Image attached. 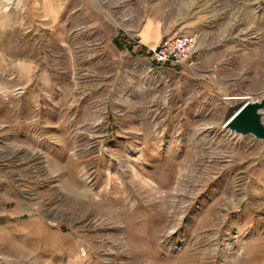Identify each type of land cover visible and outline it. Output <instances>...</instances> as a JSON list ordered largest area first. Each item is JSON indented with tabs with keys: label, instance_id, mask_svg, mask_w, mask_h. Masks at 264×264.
<instances>
[{
	"label": "rangeland",
	"instance_id": "rangeland-1",
	"mask_svg": "<svg viewBox=\"0 0 264 264\" xmlns=\"http://www.w3.org/2000/svg\"><path fill=\"white\" fill-rule=\"evenodd\" d=\"M58 2L0 0V264H264V142L222 128L264 97V0Z\"/></svg>",
	"mask_w": 264,
	"mask_h": 264
},
{
	"label": "crops",
	"instance_id": "crops-1",
	"mask_svg": "<svg viewBox=\"0 0 264 264\" xmlns=\"http://www.w3.org/2000/svg\"><path fill=\"white\" fill-rule=\"evenodd\" d=\"M70 1L74 2L72 8L70 7V5H68L70 3ZM125 1H129V0H121V3H124ZM110 3H112V2H110V1L104 2L105 5H108ZM44 4L47 6L48 9H50L49 4H47V3H44ZM97 4H96V2H94V0H63V2L59 0L57 12H73L75 14V16H77L79 18H81V17L87 18V17H89V15L92 18V17H96L95 16L96 14L94 15V10H97V9H95V8H97L96 7ZM110 12H112V11H110ZM101 17H102V15H101ZM107 21H108V19L106 17H102L100 22H105L102 24H106ZM149 21H151L152 23ZM97 22H99V21H97ZM117 27L119 29H122L120 26H117ZM134 27H136V28L132 32H134L135 34L132 36L137 37V39H139L143 45H157V44L161 43L167 37H171V35L173 34V33L169 32L167 25L160 20L155 21V20L141 19L140 21H138L136 23V26H134ZM176 34L177 33H175L173 35L176 36ZM114 36L115 35H113L112 38H114Z\"/></svg>",
	"mask_w": 264,
	"mask_h": 264
},
{
	"label": "water",
	"instance_id": "water-1",
	"mask_svg": "<svg viewBox=\"0 0 264 264\" xmlns=\"http://www.w3.org/2000/svg\"><path fill=\"white\" fill-rule=\"evenodd\" d=\"M241 98L243 97L235 99L237 105L230 110L222 128L232 134L242 137L253 136L264 142V97Z\"/></svg>",
	"mask_w": 264,
	"mask_h": 264
},
{
	"label": "built area",
	"instance_id": "built-area-1",
	"mask_svg": "<svg viewBox=\"0 0 264 264\" xmlns=\"http://www.w3.org/2000/svg\"><path fill=\"white\" fill-rule=\"evenodd\" d=\"M197 39L193 35L166 38L154 46H146L147 59L158 66L177 67L188 62L195 52Z\"/></svg>",
	"mask_w": 264,
	"mask_h": 264
},
{
	"label": "bare ground",
	"instance_id": "bare-ground-1",
	"mask_svg": "<svg viewBox=\"0 0 264 264\" xmlns=\"http://www.w3.org/2000/svg\"><path fill=\"white\" fill-rule=\"evenodd\" d=\"M230 99V98H229ZM241 99H248V97H245V98H241ZM234 100V99H233Z\"/></svg>",
	"mask_w": 264,
	"mask_h": 264
}]
</instances>
